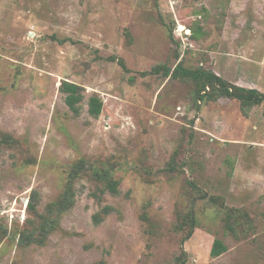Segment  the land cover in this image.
Here are the masks:
<instances>
[{
    "label": "rangeland",
    "instance_id": "obj_1",
    "mask_svg": "<svg viewBox=\"0 0 264 264\" xmlns=\"http://www.w3.org/2000/svg\"><path fill=\"white\" fill-rule=\"evenodd\" d=\"M181 61L264 93V0H0V264H264V104L198 106L192 82L155 71ZM63 81L84 88L78 116ZM177 150L183 170L168 174ZM81 157L112 168L120 194L101 205L79 181L46 243L22 246L34 192L43 214ZM211 195L248 212V229H225ZM216 238L228 251L212 257Z\"/></svg>",
    "mask_w": 264,
    "mask_h": 264
},
{
    "label": "trees",
    "instance_id": "obj_2",
    "mask_svg": "<svg viewBox=\"0 0 264 264\" xmlns=\"http://www.w3.org/2000/svg\"><path fill=\"white\" fill-rule=\"evenodd\" d=\"M171 30V29H170ZM172 31V30H171ZM170 31L171 39H174V32ZM177 59L180 58V54H176ZM120 64L126 68L123 60L119 61ZM164 70V74L167 77H171L175 80L189 81L193 83L195 88L194 93L196 97V104L217 100L220 97H228L237 99L241 102L243 107L249 108L254 105L264 104V93L260 92L256 88H246L240 85L227 82L225 79L217 75L211 70L204 68H189L181 61L175 68L169 66H161L155 68V71ZM61 92L65 95V102L73 113L78 116L82 109L83 101L85 100L84 88L74 82L63 81L61 84ZM88 112L93 117H99L103 110V100L99 95L94 94L89 98ZM180 152L175 151L168 162L166 172L168 174H174L179 172L183 164H180ZM82 180H88L93 187L92 196L99 204H103L104 196L109 193L111 195L120 194V180L116 177L114 170L108 166H100L88 161L85 157L78 158L72 164L69 165L67 170L66 180L63 186V190L60 195L53 201H51L46 211L43 214L38 212V195L34 192L32 200L28 204L27 212L35 217L33 221L28 218L25 229L20 232L19 242L22 246H28L32 243L44 245L47 241V236L52 233L58 227L59 220L63 213L72 209L76 203L77 198V183ZM189 183L193 185V181L189 180ZM205 194L204 196H206ZM203 196V197H204ZM210 203L223 213V221L225 229L231 231L235 236H239V233L246 231L251 225V219L248 212L232 208L225 204L224 197L220 195L209 196ZM111 206L103 205L99 212L94 214V220L96 223H100L111 212ZM148 219V218H146ZM1 220V219H0ZM198 217L191 210L186 215L181 217V223L179 228L184 230L189 229L188 234L185 236L186 241L194 229L198 226ZM25 224V223H24ZM23 224V225H24ZM8 229L0 223V242L7 236ZM16 234V233H15ZM228 251V246L224 240L216 238L212 249V257H219L223 253ZM94 264H104V262H96Z\"/></svg>",
    "mask_w": 264,
    "mask_h": 264
}]
</instances>
